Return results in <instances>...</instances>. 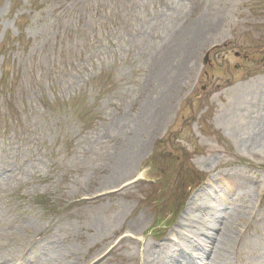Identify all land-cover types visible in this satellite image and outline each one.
I'll return each instance as SVG.
<instances>
[{
  "label": "rangeland",
  "instance_id": "1",
  "mask_svg": "<svg viewBox=\"0 0 264 264\" xmlns=\"http://www.w3.org/2000/svg\"><path fill=\"white\" fill-rule=\"evenodd\" d=\"M198 200L264 264V0H0V264H146Z\"/></svg>",
  "mask_w": 264,
  "mask_h": 264
},
{
  "label": "bare ground",
  "instance_id": "2",
  "mask_svg": "<svg viewBox=\"0 0 264 264\" xmlns=\"http://www.w3.org/2000/svg\"><path fill=\"white\" fill-rule=\"evenodd\" d=\"M201 37V33L199 32L197 34V40H199ZM137 146V145H136ZM145 150V144L138 145L137 153L136 155H133L129 158H132L134 156H137L138 154L143 153ZM240 177V176H239ZM100 197V196H97ZM195 209L197 210V204H189L186 213L184 214L185 217L180 223V229L183 230L184 226H193L191 225V221L189 220L191 212ZM204 210V209H203ZM203 210H201V214L203 213ZM206 211L204 210V214L201 216V219L196 223V227L194 229V232L192 234L191 241H188L189 249L188 251H185L186 248H184L180 252V256H185L186 254H191V258L189 256L188 261L190 264H194V259L197 258L196 264H222L224 261L225 256L228 255V247L230 244V237L226 234L228 231V228L226 227V224L222 223L220 224L218 221H221L220 215L219 217H216V221L213 223L207 224L205 222V216ZM190 221V222H187ZM202 223V224H201ZM231 230L232 227L229 226ZM164 246V245H163ZM58 247L57 242L51 235H45V234H33L31 237L28 238V241H26L22 246V252L27 253L29 258L35 256L36 254L45 253V257H47L48 261H54L57 259L58 261L61 260V249H59L58 252L53 253L54 250ZM166 250H168V246L164 247V249L160 250L163 251V255L166 253ZM160 255V252H157V256ZM37 256V255H36ZM208 256V257H207ZM154 257V258H155ZM156 257V258H157ZM29 258H24V260H29ZM178 258V254L174 255L173 258L169 259L168 261L164 262L163 264H173L175 259ZM57 261H54V264ZM153 262V261H152ZM152 262H149V264H153ZM14 263V262H13Z\"/></svg>",
  "mask_w": 264,
  "mask_h": 264
}]
</instances>
